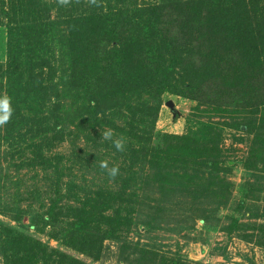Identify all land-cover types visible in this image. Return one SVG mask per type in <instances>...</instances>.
<instances>
[{
    "label": "rangeland",
    "instance_id": "rangeland-1",
    "mask_svg": "<svg viewBox=\"0 0 264 264\" xmlns=\"http://www.w3.org/2000/svg\"><path fill=\"white\" fill-rule=\"evenodd\" d=\"M179 1L165 0L166 7ZM117 3L146 8L163 2L102 0L98 8L84 0L73 11L116 10ZM61 8L55 0H0V95L10 96L14 108L0 128V264H264V108L216 111L192 100L185 88L164 94L154 130L181 139L164 151L182 143L188 164L177 180L187 193L162 196L151 171L140 181L138 169L97 146L102 141L95 133L74 141L77 122L59 125L61 131L69 126L65 134L50 132L61 115H75L72 98L53 112L44 102L37 116L36 102L51 100L50 80L66 90L71 70L63 27H55L69 12ZM163 13L167 38L188 48L195 34L170 7ZM49 39L54 57L40 60ZM215 88L203 89L214 98ZM162 145L157 139L154 146ZM104 159L119 165L115 180L100 169ZM209 161L211 168L199 167ZM191 167L203 176L193 178Z\"/></svg>",
    "mask_w": 264,
    "mask_h": 264
},
{
    "label": "trees",
    "instance_id": "trees-1",
    "mask_svg": "<svg viewBox=\"0 0 264 264\" xmlns=\"http://www.w3.org/2000/svg\"><path fill=\"white\" fill-rule=\"evenodd\" d=\"M162 2L146 8L117 3L116 10L74 14L73 9L84 0H73L67 8L69 12L61 17L64 20L54 25L63 27L71 62L66 90H59L56 78H52L49 105L44 98L36 102V108L39 117L44 102L53 112L64 99L72 98L75 115H61L54 129L50 128L51 133L65 134L69 126L61 131L59 125L69 121L77 122L74 127L79 134L74 141L85 133L100 137L103 128H111L116 136L126 138V151H116L110 141L96 144L98 147L108 148L131 170L138 169L140 181L151 171L155 183L161 185L159 190L165 191L162 196L171 198L182 190L184 193H178L182 198L187 191L184 187L178 189L177 180L188 164L182 153L184 147L181 143L177 150L164 151L171 142L181 139L154 130L162 98L166 93L178 95L185 88L192 100L216 111L247 114L264 108V0H180L169 6L177 13L183 29L189 30L191 36L195 34L196 38L186 43L188 48L167 38L160 24L169 7L165 0ZM114 44L118 48L110 51ZM52 45L50 40L47 46H41L40 60L48 55L54 57L56 46ZM210 84L218 87L214 98L203 89ZM148 119L150 128L146 126ZM83 125L84 130H80ZM157 139L163 143L161 147L154 146ZM186 140L190 144L191 140ZM180 154L181 158H177ZM212 165L209 161L199 167ZM191 168L192 177L198 180L203 176L199 169ZM162 205L171 206V200ZM83 233L87 234L86 230ZM141 252L149 254L148 249ZM162 264L188 263L163 260Z\"/></svg>",
    "mask_w": 264,
    "mask_h": 264
},
{
    "label": "clouds",
    "instance_id": "clouds-1",
    "mask_svg": "<svg viewBox=\"0 0 264 264\" xmlns=\"http://www.w3.org/2000/svg\"><path fill=\"white\" fill-rule=\"evenodd\" d=\"M73 0H55L59 7H68ZM79 3V0H76ZM89 6L103 7L102 0H85ZM14 108L12 106V98L6 93L0 95V128L6 126L12 119ZM101 141H110L116 151L123 153L126 151L127 140L123 136H116L115 131L111 128H103L100 132ZM100 169L107 174L109 179L115 180L120 174L119 165L111 164L107 159L99 162Z\"/></svg>",
    "mask_w": 264,
    "mask_h": 264
}]
</instances>
